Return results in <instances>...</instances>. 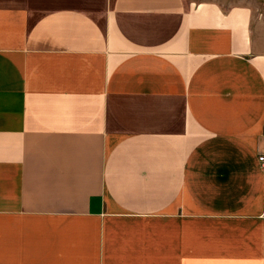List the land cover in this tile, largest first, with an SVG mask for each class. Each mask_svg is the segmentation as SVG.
I'll return each instance as SVG.
<instances>
[{
  "label": "crops",
  "instance_id": "obj_1",
  "mask_svg": "<svg viewBox=\"0 0 264 264\" xmlns=\"http://www.w3.org/2000/svg\"><path fill=\"white\" fill-rule=\"evenodd\" d=\"M95 1L0 4V264H264L263 17Z\"/></svg>",
  "mask_w": 264,
  "mask_h": 264
},
{
  "label": "rangeland",
  "instance_id": "obj_2",
  "mask_svg": "<svg viewBox=\"0 0 264 264\" xmlns=\"http://www.w3.org/2000/svg\"><path fill=\"white\" fill-rule=\"evenodd\" d=\"M86 0H83V4H77L76 7H79L81 10L88 11L91 13L95 19L99 20V22H103L102 16L103 13L106 10V5L100 2H97L95 0H89L91 2H84ZM190 1H196V2H204L209 0H190ZM222 4H225L226 6L229 5H245L250 8H252L257 16H262L264 21V0H218ZM25 1H12V0H0V4L5 5H24ZM54 8H60L59 6H55ZM264 32V31H263Z\"/></svg>",
  "mask_w": 264,
  "mask_h": 264
},
{
  "label": "built area",
  "instance_id": "obj_3",
  "mask_svg": "<svg viewBox=\"0 0 264 264\" xmlns=\"http://www.w3.org/2000/svg\"><path fill=\"white\" fill-rule=\"evenodd\" d=\"M259 161L262 164L263 169H264V156L260 157Z\"/></svg>",
  "mask_w": 264,
  "mask_h": 264
}]
</instances>
